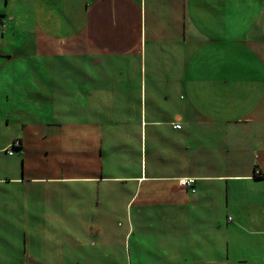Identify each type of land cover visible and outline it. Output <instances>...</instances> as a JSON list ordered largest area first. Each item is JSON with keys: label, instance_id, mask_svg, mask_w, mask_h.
Instances as JSON below:
<instances>
[{"label": "crops", "instance_id": "1", "mask_svg": "<svg viewBox=\"0 0 264 264\" xmlns=\"http://www.w3.org/2000/svg\"><path fill=\"white\" fill-rule=\"evenodd\" d=\"M25 46L44 58H84L86 81L70 77L66 123L45 121L27 107L12 118L20 123L12 141L21 144L6 145L19 156L0 172V233H59L56 245L68 242L71 252L61 255L70 264H129L130 230L121 254L94 250L107 218L124 215L130 204L143 230L167 237V255L177 264L194 258L213 230L216 256L222 232L264 233V0H0V57L26 54ZM109 73L117 76L111 81ZM162 83L168 96L179 85L183 90L181 113L171 120L159 118L147 97V88ZM79 85L85 94L78 99ZM112 89L121 121L110 130L104 97ZM147 150L176 156L148 164ZM189 177L192 186L180 183ZM79 232L93 240L72 245ZM146 248L156 262L159 247Z\"/></svg>", "mask_w": 264, "mask_h": 264}, {"label": "rangeland", "instance_id": "2", "mask_svg": "<svg viewBox=\"0 0 264 264\" xmlns=\"http://www.w3.org/2000/svg\"><path fill=\"white\" fill-rule=\"evenodd\" d=\"M9 33H11L10 30L7 33L6 41L3 45L7 51L12 49V45L7 41L10 36ZM34 36L35 35L30 36L31 42L34 41ZM12 43L16 45L20 44V41L14 36ZM27 50L28 53L15 54L9 59L0 57V172H4L6 166L9 164H18L16 162L18 159L17 156H19L18 152H16L17 150L14 151L13 156L9 155L5 150L7 146L11 148L8 143H11L12 138L18 133V124L20 123L12 118L14 116L21 117L20 107H27L30 111H35L34 113L40 114L44 117L45 121L51 116H56L60 119L57 121L66 123V121H69L70 106L69 103L66 102L68 98H66V100L64 97H69V94L66 93H68L69 90L67 84L70 77L72 75L73 80L77 81L78 84L86 81L84 58L70 56L61 58L51 55L44 58L36 56L34 49L30 50L27 46L23 47L24 52ZM71 66L74 69L71 68ZM53 67H55V70L51 72L49 68ZM120 75L121 74H118V76ZM108 76L112 81V78L117 75L115 73H109ZM53 81L57 84L56 88H52L51 83ZM34 82L37 84V88L33 87ZM117 91L118 89H112L110 90L109 96L104 97L109 100L110 130L114 129V125H116L117 121L120 119L118 116L119 112L117 113V104L120 102L116 95ZM182 93L183 90L180 85L171 96H168L164 83L157 84L154 88H147V97L153 100V102L150 103V108L153 109L152 107H155L159 118L165 120H171L173 117L175 118L176 114L181 113L180 95ZM76 94H78L76 97L78 99L84 97L85 93L82 86L77 89ZM58 97H62L59 101L60 104H50L51 98ZM131 97L132 99L137 97V88H133ZM55 101H57V99H55ZM79 103L81 102L79 101ZM52 108L56 110L55 114L51 112ZM91 120H95L94 115H91ZM162 127L169 133L168 128H171V125L164 124ZM61 129L65 130V133L68 134V126L64 127L63 125ZM143 129H145V127H143ZM111 139L117 145L116 140H114L116 138L114 137ZM157 143L162 147L165 146L160 138L157 140ZM4 146L5 148H3ZM113 152H110V154L117 160L119 153L116 152L113 154ZM147 152L146 160L148 164L154 162L166 165L170 162L166 160L169 154L174 155V157L176 156L173 150H164V152H160L159 154L151 153L149 150H147ZM127 154H130V152ZM136 155L137 152L136 154H131L133 158H136ZM113 159L112 161L116 162ZM112 188L114 189L116 187ZM102 203L106 204L107 202ZM135 209L134 205L131 206L130 204L127 207V212L124 214L125 216L120 214L115 218H107L112 219V221L110 226H104L105 232L102 236L95 239L98 249H95L94 252L101 253V248L105 246L103 248L104 250L115 247L113 251L121 254L124 246L123 235L130 230L125 241V251L129 264L130 258L133 264L137 260H140V262H148L149 264H177L174 260H170L167 255V249H165L167 246L164 244L167 237L160 234L159 238L158 235L155 236L156 234L151 231L143 230L145 224L142 220V222H140L138 217L136 218ZM155 218L158 219V217ZM231 227H234V225L231 224ZM31 229L33 228L31 227ZM59 235L61 236L59 233L48 230L34 232H2L0 233V264H21L19 263L20 257H23L25 262L28 260V264H53V261L57 259L63 262L62 264H70L73 259L70 257H62L61 255L62 253L64 254L65 251H67V253L71 252V250L64 249L65 246L69 248L68 242L63 241L59 245H56ZM72 237L74 239L72 245H74L76 241L84 244L86 242L90 243V241L93 240V236L85 232L73 234ZM220 240L221 246L216 248V251L220 252L217 256L213 255L215 251L213 249L215 244V233L213 230L209 235L205 236L204 243L206 246L204 248H196L195 254L198 255V257L192 252L190 257L194 258H191L189 261L175 260L182 264H264V233H241L237 227V229H233V231L228 234L222 232L220 234ZM227 241L231 242L230 248L226 245ZM136 243L140 245V250H135L134 245ZM149 243L159 247L158 252L160 255L156 262H154V256L150 254L146 248ZM59 247H62V249H59ZM183 250L186 251L185 248H183ZM189 250L190 249L187 247V251ZM101 261L102 262L97 260L96 264H105L108 260L102 259Z\"/></svg>", "mask_w": 264, "mask_h": 264}, {"label": "built area", "instance_id": "3", "mask_svg": "<svg viewBox=\"0 0 264 264\" xmlns=\"http://www.w3.org/2000/svg\"><path fill=\"white\" fill-rule=\"evenodd\" d=\"M172 126H173V128H180L181 127V125L179 124V123H172ZM21 144V140L19 139V138H15L12 142H11V144H10V147L12 148V147H17V146H19ZM6 151L9 153V154H12V150L11 149H9V148H7L6 149ZM256 172H258V171H256ZM194 178H182V179H180V183L182 184V185H187V186H192L193 185V183H194Z\"/></svg>", "mask_w": 264, "mask_h": 264}, {"label": "trees", "instance_id": "4", "mask_svg": "<svg viewBox=\"0 0 264 264\" xmlns=\"http://www.w3.org/2000/svg\"><path fill=\"white\" fill-rule=\"evenodd\" d=\"M20 139V138H19ZM21 140V139H20Z\"/></svg>", "mask_w": 264, "mask_h": 264}]
</instances>
